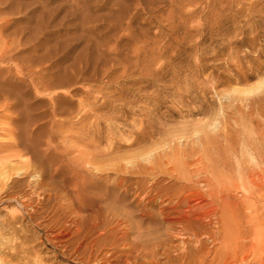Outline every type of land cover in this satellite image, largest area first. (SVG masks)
I'll list each match as a JSON object with an SVG mask.
<instances>
[{
    "label": "rangeland",
    "instance_id": "obj_1",
    "mask_svg": "<svg viewBox=\"0 0 264 264\" xmlns=\"http://www.w3.org/2000/svg\"><path fill=\"white\" fill-rule=\"evenodd\" d=\"M0 54V68L13 75L31 69V80L18 83L24 102L0 98V174L4 164L28 160L12 156L25 130L42 148L50 143L77 154L97 180L88 185L104 187L114 182L113 168H144L155 155L198 146L223 150L219 133L246 136L250 144L255 124L246 123L264 126V0H0ZM25 181L14 177L16 189ZM93 194L90 188L81 200L88 208L97 205ZM17 209L0 201V217ZM228 224L226 236H238V248L225 247V233L214 241L202 235L212 249L205 264H264V202L252 218L242 211ZM12 235L0 231V264H11L1 242ZM136 235L128 241H140ZM160 235L165 244L196 249L186 234ZM105 248L116 251L112 264H128ZM42 255L48 264H78ZM140 256L149 264L145 251Z\"/></svg>",
    "mask_w": 264,
    "mask_h": 264
},
{
    "label": "bare ground",
    "instance_id": "obj_2",
    "mask_svg": "<svg viewBox=\"0 0 264 264\" xmlns=\"http://www.w3.org/2000/svg\"><path fill=\"white\" fill-rule=\"evenodd\" d=\"M5 59L0 54V60ZM21 70L19 76L11 74V67L0 68V98L14 100L17 105L24 102L18 83L31 80V69L26 66ZM252 123L255 125H251L254 128L250 144L246 136L219 133L216 135L224 137L223 150L198 146L161 153L144 168L128 171L113 168L117 172L114 182L104 187L88 185L90 178L92 182L97 180L88 163V166H80L82 161L77 164V154L71 157L69 150L61 151L50 143L42 148L43 142L23 131L15 142L20 149L12 156L29 155L28 160L20 166L4 164L0 174V201L13 202L18 208L9 211V216L7 213L0 217V231L13 234L1 242L12 254L8 261L48 264L42 255L44 251L56 260L72 258L78 264H112L116 251L103 252L110 246L120 251L116 257H125L128 264H144L137 260L143 251L150 256L149 264H162L163 257L168 259L165 264H186L193 260L205 264L212 249L201 236L214 241L220 233H225L227 249H237L240 238L234 236L231 240L226 236L231 232L229 221L242 211L252 218L258 203L264 202V126L253 118L246 125ZM21 175L26 181L23 188L16 189L14 177ZM109 175L104 173L105 177ZM150 176L157 178L149 181ZM90 188L98 199L95 208H88L81 201ZM44 215L49 216L47 221L43 220ZM204 221L212 223L216 230L205 229ZM148 222L153 225L147 226ZM89 229L93 232L90 239ZM173 230L186 234L196 249L163 243L160 234L169 235ZM131 232L137 233L140 241L129 242ZM149 238L157 240L148 242ZM242 245L246 246L244 242ZM133 253L136 255L131 261ZM232 257L237 259L236 251ZM244 260L235 263L243 264Z\"/></svg>",
    "mask_w": 264,
    "mask_h": 264
}]
</instances>
